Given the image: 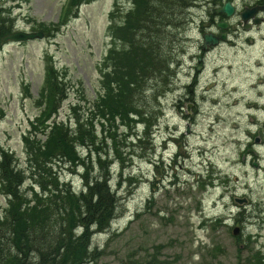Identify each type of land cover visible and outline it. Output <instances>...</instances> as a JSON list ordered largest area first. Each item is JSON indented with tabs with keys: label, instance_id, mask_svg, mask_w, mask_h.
I'll use <instances>...</instances> for the list:
<instances>
[{
	"label": "rangeland",
	"instance_id": "obj_1",
	"mask_svg": "<svg viewBox=\"0 0 264 264\" xmlns=\"http://www.w3.org/2000/svg\"><path fill=\"white\" fill-rule=\"evenodd\" d=\"M85 1L51 38L0 43V146L12 151L26 172V190L32 185L43 190L29 164L39 153H29L27 142L48 137L49 127L40 116L47 99L39 95L46 53L66 71L69 91L56 105L59 112L52 110L50 124L62 119L74 123L73 105H79L80 119L95 110L115 0ZM203 1L207 12L199 4L190 6L184 13L188 22L173 32L178 64L170 68L172 81L162 84L155 74L141 98L149 112V120L140 121L142 140L119 125L115 149L113 138L97 123L99 141L92 157L81 145L74 165L58 161L54 167L59 181L76 191L87 171L96 176L104 164L111 168L110 183L122 199L120 216L110 231L93 238L103 253L98 264H264V24L251 35L240 26L220 46L204 52L200 27L208 26L211 0ZM65 2L0 0V14L12 9L19 30L40 32L41 23H57ZM247 4L249 0H240L238 9ZM128 63L126 59L122 68ZM121 175L139 181L121 186ZM0 202L4 204L2 198ZM238 237L244 243L241 252ZM256 253L260 262L252 259Z\"/></svg>",
	"mask_w": 264,
	"mask_h": 264
},
{
	"label": "trees",
	"instance_id": "obj_2",
	"mask_svg": "<svg viewBox=\"0 0 264 264\" xmlns=\"http://www.w3.org/2000/svg\"><path fill=\"white\" fill-rule=\"evenodd\" d=\"M83 1L70 0L62 21L65 22ZM133 2L134 7L127 14L124 25H116L111 30L115 38L128 44L135 45L134 40L137 39L136 43L143 49L139 51L131 47L133 53H113L110 56V61L115 63L114 77L111 84L109 82L106 100L96 104L100 121L104 119L102 125L107 123L109 132L116 125V116H120L121 123L126 126L132 123L131 115L148 120L140 103L144 89L155 74L157 77L169 76V52L177 39L174 33L175 38L170 41L167 33L184 26V13L194 0H167L160 6L162 12L167 10L164 14L170 13L169 18L166 16L169 23L162 28L166 36L164 39L154 32L153 21L151 30L142 29L149 10L155 7V0ZM12 29L13 24L1 31L0 37ZM44 30L49 35L53 34L51 28L44 27ZM126 59L130 63L122 68ZM46 72V85L41 89V95L44 100L47 99L43 123L48 121L63 94H67L63 82L65 77L52 65L51 57H48ZM92 119L95 117L92 116ZM86 122H79L74 131L64 124H54L49 127L45 142L42 136L35 138L34 142H27L29 153H39L36 160L29 164L32 170L38 172L42 192L24 189L28 178L26 172L13 152L0 147V199L4 203L0 205V264H98L102 258L100 245L93 242L94 233L111 229L113 221L120 215L121 198L112 189L107 173L93 176L87 171L83 177V188L76 191L71 184L61 183L54 171L59 162L74 165L78 159V144L87 148L89 157H92V147L98 146V134L94 123ZM97 160L101 164L102 156L99 155ZM85 163L84 159L83 165ZM93 180L96 185L89 186ZM133 180L136 181L134 177ZM122 182L121 175L119 184L122 185Z\"/></svg>",
	"mask_w": 264,
	"mask_h": 264
},
{
	"label": "bare ground",
	"instance_id": "obj_3",
	"mask_svg": "<svg viewBox=\"0 0 264 264\" xmlns=\"http://www.w3.org/2000/svg\"><path fill=\"white\" fill-rule=\"evenodd\" d=\"M167 1V0H155V7L154 8H151L148 12V17H147V20L143 23V27L142 29L144 30L145 28L147 30H151L152 27H154V32L155 33H158V36L161 38V39H164L166 36L162 33V28L164 26H166L169 21L167 18H169V15L170 13H165V11L167 10H164L162 12V7L160 6H163L164 5V2ZM184 0H179V2H183ZM158 7V8H157ZM163 15V16H162ZM167 16V18H166ZM13 21H14V18L12 16V14L10 12H6L4 13V18H0V32L1 31H4L6 30L11 24H13ZM152 21L154 22V26H152ZM152 26V27H151ZM168 34V37L170 35V41L173 40L175 38V36H173L174 33H172L171 31L167 33ZM171 55V51L169 52V56ZM176 61L173 60V63L170 64V67L169 69L171 68V66L175 63ZM199 63V62H198ZM176 64H178V61L176 62ZM204 64V62H200V65ZM173 71H171L170 69V72H169V76H166V77H157L159 78V80L161 81L162 84L166 83L168 80L172 81L173 79V75H171ZM157 78H153V80L155 81ZM152 80V81H153ZM194 82H196V79L193 80ZM190 90H192L190 87H188ZM106 174L107 173V176H108V179H112V173H111V168L109 166L107 167H102V171L98 174ZM82 183H84V180L82 181ZM91 185H96V182L95 180H93L92 182L89 183V186ZM98 235V233H94V236Z\"/></svg>",
	"mask_w": 264,
	"mask_h": 264
},
{
	"label": "water",
	"instance_id": "obj_4",
	"mask_svg": "<svg viewBox=\"0 0 264 264\" xmlns=\"http://www.w3.org/2000/svg\"><path fill=\"white\" fill-rule=\"evenodd\" d=\"M223 10L230 13L232 11V8L230 7V4L224 6ZM16 39H28V38H34L37 36H42V34H26V33H19L17 35H14ZM13 36V37H14Z\"/></svg>",
	"mask_w": 264,
	"mask_h": 264
},
{
	"label": "flooded vegetation",
	"instance_id": "obj_5",
	"mask_svg": "<svg viewBox=\"0 0 264 264\" xmlns=\"http://www.w3.org/2000/svg\"><path fill=\"white\" fill-rule=\"evenodd\" d=\"M263 5H264V0H249V6H243L244 7V9L243 10H245V9H247V8H253V9H255V12L257 11V12H259L260 11V9H262V7H263ZM242 10V11H243ZM241 11V12H242ZM259 13H261V12H259ZM220 35L219 36H221V34H222V32L221 33H219Z\"/></svg>",
	"mask_w": 264,
	"mask_h": 264
}]
</instances>
